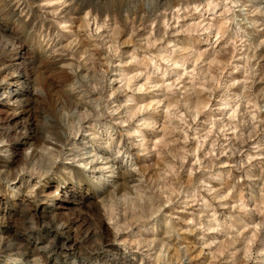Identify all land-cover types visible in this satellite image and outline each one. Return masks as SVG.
<instances>
[{
  "label": "clouds",
  "instance_id": "9594fccd",
  "mask_svg": "<svg viewBox=\"0 0 264 264\" xmlns=\"http://www.w3.org/2000/svg\"><path fill=\"white\" fill-rule=\"evenodd\" d=\"M0 264H264V0H0Z\"/></svg>",
  "mask_w": 264,
  "mask_h": 264
}]
</instances>
